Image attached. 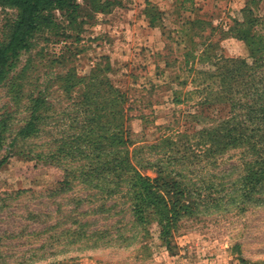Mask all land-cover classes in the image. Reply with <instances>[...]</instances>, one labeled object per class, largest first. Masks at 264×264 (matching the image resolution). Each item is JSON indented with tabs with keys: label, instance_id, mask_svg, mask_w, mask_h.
<instances>
[{
	"label": "rangeland",
	"instance_id": "rangeland-1",
	"mask_svg": "<svg viewBox=\"0 0 264 264\" xmlns=\"http://www.w3.org/2000/svg\"><path fill=\"white\" fill-rule=\"evenodd\" d=\"M204 1L77 0L74 14L53 8L0 83V113L17 110V121L26 100L13 98L19 83L23 91L49 85V99L64 106L55 76H82L97 64L126 95L133 163L154 177L146 163L176 156L164 167L181 181L189 211L165 239L156 217L138 221L125 190L108 193L105 179L83 180L77 162L2 144L0 264H264V174L247 178L264 145L225 138L239 121L246 132L264 123V109L249 115L241 105L255 93L228 99L230 86L218 76L228 66L224 40L233 28L264 40V0ZM15 13L0 6V31ZM237 57L252 61L248 50ZM252 86L264 101V82ZM47 138L25 143L38 149Z\"/></svg>",
	"mask_w": 264,
	"mask_h": 264
},
{
	"label": "trees",
	"instance_id": "trees-1",
	"mask_svg": "<svg viewBox=\"0 0 264 264\" xmlns=\"http://www.w3.org/2000/svg\"><path fill=\"white\" fill-rule=\"evenodd\" d=\"M0 6L16 12L7 18L0 31V83L5 82L13 71L20 54L30 49L33 35L49 22L53 8L66 9L74 14L79 7L77 0H0ZM231 31L229 36L245 42L252 61L248 63L245 57H222L228 66L218 76L230 86L227 91L230 94L225 95L228 99H233L236 92H240L241 96L255 93L251 102L241 105H245L250 115L257 112L254 106L264 109L262 95L252 86L255 80L257 83L264 82V74L257 72L264 66V40L249 41L246 34L238 33V29ZM262 49L263 54H258ZM72 71L55 76L62 81L59 88L68 100L64 106H56L49 99L50 86L47 84L43 88L35 85L27 91H23V82L17 85L13 98L25 96L26 100L21 105L25 113L17 121L13 116L17 110L0 113V145L6 144L10 149L18 147V151L37 159L68 158L77 162L80 165L78 175L83 180L105 179L109 183L108 193L117 194L125 190L136 219L144 222L147 217H156L161 235L167 239L179 214L190 209L181 181L164 167L165 161L171 163L176 156L169 153L163 159L146 163L144 167H153L156 175L144 174L133 163L134 149L129 150L132 139L126 126L129 114L125 93L102 75L103 71L97 64L82 76ZM240 82L243 87L236 89ZM236 99L235 105L241 97L236 96ZM218 131H213L216 134L213 139L217 140L220 136ZM250 131L246 132L239 121L235 128L227 129L225 138L232 142L258 140L264 145V123L256 122ZM43 134H47L48 138L39 144L38 149L25 143ZM254 162L248 179L264 174V150ZM66 169L68 174L73 175L74 169Z\"/></svg>",
	"mask_w": 264,
	"mask_h": 264
},
{
	"label": "crops",
	"instance_id": "crops-1",
	"mask_svg": "<svg viewBox=\"0 0 264 264\" xmlns=\"http://www.w3.org/2000/svg\"><path fill=\"white\" fill-rule=\"evenodd\" d=\"M212 1L213 0H205L203 3L207 5L212 6ZM230 39L236 41V45L238 49L236 48H231L228 45H230ZM225 46H224V56L226 57H237L239 55H245L247 53V46L245 42L242 39L239 38H234V37H228L225 40Z\"/></svg>",
	"mask_w": 264,
	"mask_h": 264
}]
</instances>
